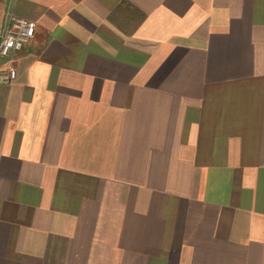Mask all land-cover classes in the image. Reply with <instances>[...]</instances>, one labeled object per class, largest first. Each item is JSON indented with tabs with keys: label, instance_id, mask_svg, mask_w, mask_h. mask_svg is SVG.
<instances>
[{
	"label": "crops",
	"instance_id": "1",
	"mask_svg": "<svg viewBox=\"0 0 264 264\" xmlns=\"http://www.w3.org/2000/svg\"><path fill=\"white\" fill-rule=\"evenodd\" d=\"M12 17L36 32L0 84V264H264V0Z\"/></svg>",
	"mask_w": 264,
	"mask_h": 264
},
{
	"label": "built area",
	"instance_id": "2",
	"mask_svg": "<svg viewBox=\"0 0 264 264\" xmlns=\"http://www.w3.org/2000/svg\"><path fill=\"white\" fill-rule=\"evenodd\" d=\"M36 24L32 21L12 17L0 38V62L8 64L0 73V84L7 85L16 78L15 55L22 52L34 38Z\"/></svg>",
	"mask_w": 264,
	"mask_h": 264
}]
</instances>
